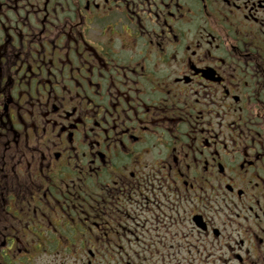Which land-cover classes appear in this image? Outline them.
Returning a JSON list of instances; mask_svg holds the SVG:
<instances>
[{
    "label": "flooded vegetation",
    "instance_id": "af4514ba",
    "mask_svg": "<svg viewBox=\"0 0 264 264\" xmlns=\"http://www.w3.org/2000/svg\"><path fill=\"white\" fill-rule=\"evenodd\" d=\"M0 264H264V0H0Z\"/></svg>",
    "mask_w": 264,
    "mask_h": 264
}]
</instances>
